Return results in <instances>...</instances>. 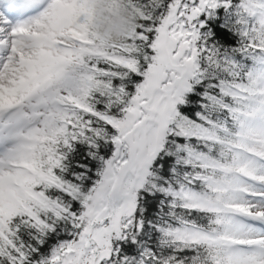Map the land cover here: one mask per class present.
<instances>
[{
	"label": "snow or ice",
	"instance_id": "snow-or-ice-1",
	"mask_svg": "<svg viewBox=\"0 0 264 264\" xmlns=\"http://www.w3.org/2000/svg\"><path fill=\"white\" fill-rule=\"evenodd\" d=\"M0 264H264V0H0Z\"/></svg>",
	"mask_w": 264,
	"mask_h": 264
}]
</instances>
